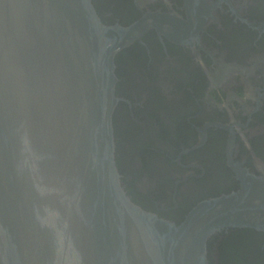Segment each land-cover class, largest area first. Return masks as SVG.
<instances>
[{
    "label": "water",
    "instance_id": "1",
    "mask_svg": "<svg viewBox=\"0 0 264 264\" xmlns=\"http://www.w3.org/2000/svg\"><path fill=\"white\" fill-rule=\"evenodd\" d=\"M188 22L154 11L107 24L92 0H0V264H210L211 235L264 231V172L179 223L123 187L114 57L151 29L186 40Z\"/></svg>",
    "mask_w": 264,
    "mask_h": 264
},
{
    "label": "flooded vegetation",
    "instance_id": "2",
    "mask_svg": "<svg viewBox=\"0 0 264 264\" xmlns=\"http://www.w3.org/2000/svg\"><path fill=\"white\" fill-rule=\"evenodd\" d=\"M107 24L160 11L188 39L155 29L114 57L116 164L143 210L179 223L198 202L264 172V0H92ZM243 169V170H242ZM210 264H264V231L228 227Z\"/></svg>",
    "mask_w": 264,
    "mask_h": 264
}]
</instances>
